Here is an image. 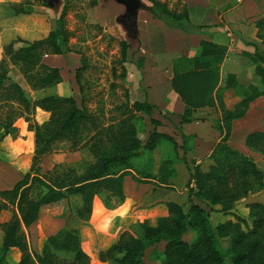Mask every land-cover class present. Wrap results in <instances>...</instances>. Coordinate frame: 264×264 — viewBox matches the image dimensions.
Listing matches in <instances>:
<instances>
[{
    "label": "trees",
    "instance_id": "trees-1",
    "mask_svg": "<svg viewBox=\"0 0 264 264\" xmlns=\"http://www.w3.org/2000/svg\"><path fill=\"white\" fill-rule=\"evenodd\" d=\"M149 1L155 10L159 9L156 10L158 15L167 24L185 31L198 30V26L189 23L184 6L177 11L161 0ZM61 10L63 13L64 4ZM32 12L30 6L17 5L12 7L9 16L17 18ZM255 23L259 44L252 43L253 52L246 56L252 72L258 76V83L240 80L233 72H226L219 79L218 63L223 46L205 39L199 40L190 67L175 70L170 76V87L184 104L178 114L181 121L192 118L194 107L216 102L220 111L213 124L222 135L206 158L193 164L190 170L188 168V180L192 181L194 189L187 188V205L164 201L165 214L156 216L153 222L146 218L131 222L127 228L118 230L115 239L104 248L94 250L90 247L81 237L79 225L93 219L96 229L102 230L110 213L124 198L122 175L129 168L134 171L132 175L136 180L149 177L167 182L174 175V168H169L172 158L185 161L183 133L180 132L177 141L173 135L157 130L155 126L160 123L168 124L167 115L154 104L135 99L126 102L129 107L123 104L124 109L120 110L114 124L97 127L88 144L91 160L66 164L59 169L53 164L51 168L43 169L40 160L52 152L56 141L63 138L70 147L79 144L78 126L89 119L90 114L77 106L70 94L46 90L31 98L14 81L9 82V89L2 88L0 138L16 137L13 122L15 117H22L27 121L26 132L32 131V159L25 168L19 159L0 151V158L20 170L19 179L10 187L0 189V215L1 210H10L7 220L0 217V264H89L92 258L94 264H264V203L257 200L245 203L248 207L245 214L234 206L238 199L264 188L263 175L250 156L227 141L233 119L244 114L250 101L264 97V33L261 32L264 16L258 17ZM65 38L66 32L59 22L41 38L15 36L3 43L2 50L29 87L47 89L54 87L61 76L57 66L39 62L37 48L42 44L53 53H61ZM16 42L21 44L15 47ZM118 44L123 55L127 44L123 39H119ZM133 62L140 66L142 56H137ZM36 64L39 68L31 73ZM79 69L75 68V80ZM5 79H9V74L1 68L0 85ZM226 89L232 90L236 97L229 106L223 99ZM3 100H15L20 108L17 111L13 107L2 110ZM35 109L48 111L51 115L43 122H34L29 116ZM55 111L60 114L58 118V115H52ZM136 111L146 114L151 125L145 137L138 133L135 118L140 117ZM243 143L249 149L259 151L264 160V127L246 132ZM156 147L159 150L165 148L166 154L160 155L154 168L156 161L151 153ZM141 155H146L144 166L133 162ZM58 165L62 164L58 162ZM193 192L200 196L207 209L191 198ZM53 206L62 207L63 224L42 233L37 228L39 214ZM209 211L219 213L221 217L213 219ZM187 230L194 231L190 242L182 237ZM222 237L227 240L225 246L220 244ZM159 242L162 246L156 248ZM147 247L150 248L148 257L155 262L144 259Z\"/></svg>",
    "mask_w": 264,
    "mask_h": 264
},
{
    "label": "crops",
    "instance_id": "crops-1",
    "mask_svg": "<svg viewBox=\"0 0 264 264\" xmlns=\"http://www.w3.org/2000/svg\"><path fill=\"white\" fill-rule=\"evenodd\" d=\"M104 1L106 0H101ZM178 1L186 8L189 23L198 26L197 31H185L167 24L149 0H112L118 9L116 36L126 42L129 55L142 56L140 66L132 62V66L126 71L130 82L129 95L136 100H146L154 104L167 115L168 125L177 132L178 138L180 132L183 133L185 161L178 158L175 164L170 163L175 171L165 183L149 177L136 180L131 168L123 173L124 198L110 213L102 230L96 229L93 219L79 225L81 237L86 239L94 250L106 247L115 239L118 230L127 228L131 222L143 218L153 222L156 216L165 214L163 202L166 200L185 205L187 188L191 184L188 180L189 170L193 164L206 158L213 144L222 135L213 124L220 115L216 102L213 105L194 107L191 111L192 118L181 121L178 114L182 112L184 104L170 87L169 79L172 73L190 67L199 40L205 39L223 46V53L218 63L219 79L224 73L233 72L240 80L258 83V76L252 72L246 54L253 52L252 43L259 44L255 20L264 16V0ZM166 6L174 8L167 4ZM262 65L264 66V63ZM16 73L21 77L22 74L16 67L8 68L10 76H15ZM140 73L144 74L146 79L141 88L138 85ZM20 79L24 80L23 76ZM17 83L21 86L19 81ZM43 89L41 88L40 92ZM227 96L229 100L226 99ZM223 99L229 106L236 97L232 94V90L226 89L223 92ZM262 116H264V97L258 96L249 102L241 117L233 119L227 138L228 143L244 152V148L247 147L243 143V136L252 129L264 127ZM22 135L23 133L20 132L16 133L14 138L1 137L0 151L18 160L16 139L22 138ZM235 140H238V144L241 141L243 146L239 147ZM19 178L20 170L12 166L10 161L0 158V189L10 187ZM46 211L47 209L40 214Z\"/></svg>",
    "mask_w": 264,
    "mask_h": 264
},
{
    "label": "rangeland",
    "instance_id": "rangeland-1",
    "mask_svg": "<svg viewBox=\"0 0 264 264\" xmlns=\"http://www.w3.org/2000/svg\"><path fill=\"white\" fill-rule=\"evenodd\" d=\"M161 1L171 7L173 6L177 11L182 10L183 5L178 0ZM63 4L65 5V10L62 13ZM17 5L30 6L33 8V12L17 18H11L9 14L12 11V7ZM156 10L158 11L159 9ZM117 12L118 9L112 0L104 2H101V0H45L44 2L42 0H0V69H6L8 72V68L13 69L16 67L12 65L8 57L3 53V43L21 35L26 39L41 38L45 36L50 27H56L60 22L61 27L66 32V41L62 52L53 53L41 44L37 48V54L40 63L58 67L61 79L54 84V87L43 89L41 92L53 90L60 94H70L75 104L85 108L90 114V118L81 121L78 126L79 144L70 147L69 143L63 138L56 141L52 152L44 155L40 160V166L43 169H49L53 164L54 166L57 165L59 169L66 164L70 165L75 164L77 161L91 160L92 155L88 150V144L90 139L94 138L97 127L114 124L119 117L120 110L124 109L123 104L135 100L128 92V84L130 82H128L129 78L126 71L132 66V62L135 61L138 55H129L127 49L123 55L120 52L119 38L116 36ZM261 30L264 33V26ZM20 44L21 42H16L14 46L16 47ZM76 67L80 68L77 80L74 78ZM38 68V64L33 65L30 72H35ZM12 75H9V79L3 80L0 90L2 88L9 89L8 84L11 81H19L29 97L33 98L40 95V89L39 91L38 89H32L25 79H20L22 75L21 77L17 73L15 76ZM145 81L144 74L140 73L138 78L140 88ZM1 105L2 110L6 107H13L17 111L20 108V104L15 100H3ZM126 106L129 107V104H126ZM135 113L140 117V119L135 118L138 133L140 136L145 137L147 130L151 129L148 117L142 111H136ZM48 115V111L37 109V111L34 110L29 118L34 122L40 123L47 119ZM52 115H58V118L60 114L55 111ZM2 116L3 112H1ZM15 118L13 124L15 123L16 125V133H23L22 138L16 139L17 154L19 155L20 164L26 168L31 164L32 159V131L26 132L27 121L23 120L22 117L18 116ZM159 118L161 121L163 120L161 117ZM155 128L173 135L177 141L179 140L177 132L166 122L160 123ZM82 142H84L85 147H83ZM235 142L238 144V140H235ZM166 144L169 146L168 143ZM238 146H243L241 141ZM164 151L165 148H160L159 150L157 147L152 150V157L156 161L153 164L154 168L158 164L160 155L166 154ZM244 153L253 159L255 165L261 170L264 179V160L259 151L247 147L244 148ZM146 155H141L139 158L135 157L133 162L144 166L147 163ZM176 159L172 158L171 163L175 164ZM58 162L62 164L60 167ZM171 166L169 165V168ZM190 183V186L194 189L191 180ZM191 198L205 209L208 208L197 193L193 192ZM254 200L264 203V188L248 193L244 198L235 201L234 206L238 212L245 214L248 210L245 203ZM61 210L62 207L53 206L47 209L46 212L41 213L37 223L39 231L42 233L49 232L63 224L64 219H60ZM209 213L213 219L221 217L219 213H212L211 211ZM9 214L10 210L5 208L1 210L0 217L7 220ZM182 237L190 242L194 237V231L187 230ZM219 239L221 246H225L226 238L222 237ZM161 246L162 243L159 242L156 248ZM149 251L150 248L147 247L144 259L149 262H155L148 257L150 256ZM94 263L93 259H89V264Z\"/></svg>",
    "mask_w": 264,
    "mask_h": 264
}]
</instances>
